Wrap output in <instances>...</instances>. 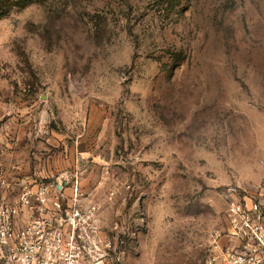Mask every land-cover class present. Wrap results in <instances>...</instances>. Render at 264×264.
<instances>
[{"label":"rangeland","instance_id":"obj_1","mask_svg":"<svg viewBox=\"0 0 264 264\" xmlns=\"http://www.w3.org/2000/svg\"><path fill=\"white\" fill-rule=\"evenodd\" d=\"M78 177L129 264H200L264 183V0H32L0 19V202ZM13 198V197H12Z\"/></svg>","mask_w":264,"mask_h":264},{"label":"built area","instance_id":"obj_2","mask_svg":"<svg viewBox=\"0 0 264 264\" xmlns=\"http://www.w3.org/2000/svg\"><path fill=\"white\" fill-rule=\"evenodd\" d=\"M10 173L0 264H129L134 233L105 226L78 177L28 178L20 165ZM224 198L225 225L211 234L200 264H264V183L229 186Z\"/></svg>","mask_w":264,"mask_h":264},{"label":"trees","instance_id":"obj_3","mask_svg":"<svg viewBox=\"0 0 264 264\" xmlns=\"http://www.w3.org/2000/svg\"><path fill=\"white\" fill-rule=\"evenodd\" d=\"M32 3V0H0V19L9 15L15 9H24Z\"/></svg>","mask_w":264,"mask_h":264}]
</instances>
